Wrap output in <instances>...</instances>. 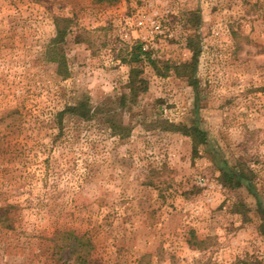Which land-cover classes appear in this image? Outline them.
<instances>
[{"label": "rangeland", "instance_id": "rangeland-1", "mask_svg": "<svg viewBox=\"0 0 264 264\" xmlns=\"http://www.w3.org/2000/svg\"><path fill=\"white\" fill-rule=\"evenodd\" d=\"M85 259L264 264V0H0V264Z\"/></svg>", "mask_w": 264, "mask_h": 264}, {"label": "trees", "instance_id": "trees-1", "mask_svg": "<svg viewBox=\"0 0 264 264\" xmlns=\"http://www.w3.org/2000/svg\"><path fill=\"white\" fill-rule=\"evenodd\" d=\"M193 51V59L196 60L197 58V51L195 48H192ZM143 53V47L141 45H138L133 52V61L137 62L141 55ZM155 64V62H151ZM191 64H186L184 67L190 66ZM142 70L140 66H135L131 69V74L129 76V82H128V88H129V94H124L121 98V104L123 106L126 105V103L129 102H134L137 100V97L140 92L146 91L148 89V81L146 78L141 76ZM106 104L101 103L97 107L92 108L90 103L88 102L87 99L83 100L80 102V104H76L74 106H70L68 108V111L71 112L72 114L81 117L84 120H91L94 118H98L101 116V113H105V108ZM115 127V123L112 122V128ZM189 131H191L192 135L195 136H201L204 139V131L199 129V128H188ZM226 180L225 182L228 183L229 185L232 186H240L242 182L247 179L246 176L243 173L240 174H235L232 173L231 171H228L226 173ZM84 264H86V259L83 260Z\"/></svg>", "mask_w": 264, "mask_h": 264}]
</instances>
